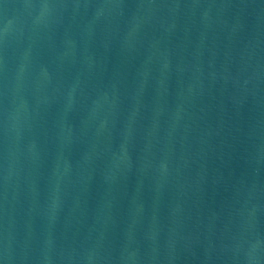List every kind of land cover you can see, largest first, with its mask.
<instances>
[{"label":"water","instance_id":"1","mask_svg":"<svg viewBox=\"0 0 264 264\" xmlns=\"http://www.w3.org/2000/svg\"><path fill=\"white\" fill-rule=\"evenodd\" d=\"M0 264H264V0H0Z\"/></svg>","mask_w":264,"mask_h":264}]
</instances>
